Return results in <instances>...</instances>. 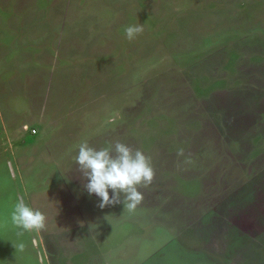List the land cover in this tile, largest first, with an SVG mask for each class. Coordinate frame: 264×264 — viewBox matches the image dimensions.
I'll return each instance as SVG.
<instances>
[{"label": "rangeland", "instance_id": "374dc122", "mask_svg": "<svg viewBox=\"0 0 264 264\" xmlns=\"http://www.w3.org/2000/svg\"><path fill=\"white\" fill-rule=\"evenodd\" d=\"M84 141L151 158L134 211ZM0 264H264V0H0Z\"/></svg>", "mask_w": 264, "mask_h": 264}, {"label": "clouds", "instance_id": "9594fccd", "mask_svg": "<svg viewBox=\"0 0 264 264\" xmlns=\"http://www.w3.org/2000/svg\"><path fill=\"white\" fill-rule=\"evenodd\" d=\"M143 31V24L125 28L129 40L136 38ZM177 155L183 156L184 150L179 149ZM74 160L79 171L87 179V192L100 198V208L121 203L123 196L125 210L134 211L144 198L139 188L148 187L155 177L151 158L142 150L133 149L120 141L100 149L90 146L87 141L81 142ZM109 190L112 191L111 196ZM11 221L14 226L25 232H39L47 226L46 214L30 207L23 199H19L15 204ZM19 235H23V232ZM14 246L17 251H23L25 248L22 242L14 243Z\"/></svg>", "mask_w": 264, "mask_h": 264}, {"label": "crops", "instance_id": "0c3cea01", "mask_svg": "<svg viewBox=\"0 0 264 264\" xmlns=\"http://www.w3.org/2000/svg\"><path fill=\"white\" fill-rule=\"evenodd\" d=\"M10 167H12L13 169H14V166H13V164L12 163H10ZM15 172V171H14ZM16 175V174H15ZM36 238V237H35ZM33 239H34V237H33ZM34 243H35V245H39V242H38V240H37V238L36 239H34Z\"/></svg>", "mask_w": 264, "mask_h": 264}, {"label": "water", "instance_id": "95a60500", "mask_svg": "<svg viewBox=\"0 0 264 264\" xmlns=\"http://www.w3.org/2000/svg\"><path fill=\"white\" fill-rule=\"evenodd\" d=\"M13 175H15V172H13ZM15 179V178H14ZM19 199H23V196L21 195V193L19 192ZM24 200V199H23Z\"/></svg>", "mask_w": 264, "mask_h": 264}]
</instances>
